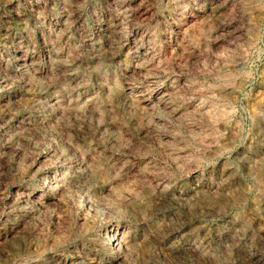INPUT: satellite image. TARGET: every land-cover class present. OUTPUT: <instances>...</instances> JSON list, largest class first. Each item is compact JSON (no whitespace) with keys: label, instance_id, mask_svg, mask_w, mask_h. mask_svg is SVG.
<instances>
[{"label":"rangeland","instance_id":"rangeland-1","mask_svg":"<svg viewBox=\"0 0 264 264\" xmlns=\"http://www.w3.org/2000/svg\"><path fill=\"white\" fill-rule=\"evenodd\" d=\"M0 264H264V0H0Z\"/></svg>","mask_w":264,"mask_h":264}]
</instances>
